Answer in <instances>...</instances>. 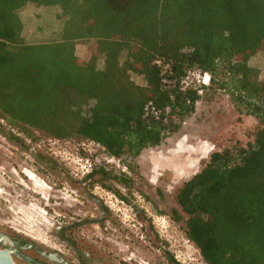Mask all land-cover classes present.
Instances as JSON below:
<instances>
[{
    "label": "trees",
    "instance_id": "trees-1",
    "mask_svg": "<svg viewBox=\"0 0 264 264\" xmlns=\"http://www.w3.org/2000/svg\"><path fill=\"white\" fill-rule=\"evenodd\" d=\"M27 5L59 9L57 40L24 41L18 11ZM80 41L95 43L100 66L76 55ZM258 53L264 0H0V120L31 139L92 142L132 171L194 112L203 88L223 91L260 127L244 146L209 152L177 188L170 219L204 264H264V77L249 65ZM187 70L209 84L182 88ZM94 175L111 176L94 167L85 177Z\"/></svg>",
    "mask_w": 264,
    "mask_h": 264
},
{
    "label": "rangeland",
    "instance_id": "rangeland-1",
    "mask_svg": "<svg viewBox=\"0 0 264 264\" xmlns=\"http://www.w3.org/2000/svg\"><path fill=\"white\" fill-rule=\"evenodd\" d=\"M18 15L26 43L59 38L57 7L27 5ZM75 52L82 59L95 55L100 66L92 41L77 42ZM249 65L264 77V53L253 56ZM259 127L256 118L239 114L223 91L203 88L180 128L161 145L143 150L129 171L92 142L40 135L31 139L0 120V243L10 246L18 238L31 243L47 258L28 253L45 264H56L58 257L76 261L62 236L82 257L98 264H168L166 252L181 264H204L182 224L170 219V211L177 209L176 190L211 150L233 143L244 146ZM94 167L113 177L123 173L129 180L123 186L111 176L85 177Z\"/></svg>",
    "mask_w": 264,
    "mask_h": 264
},
{
    "label": "flooded vegetation",
    "instance_id": "flooded-vegetation-1",
    "mask_svg": "<svg viewBox=\"0 0 264 264\" xmlns=\"http://www.w3.org/2000/svg\"><path fill=\"white\" fill-rule=\"evenodd\" d=\"M61 239L63 242H65L68 248L74 250L76 254L75 256L76 261L74 262L73 260H67L66 258L58 257L57 259H55L56 264H98V263H95L93 260H91L90 257H87V256L82 257L81 254L77 253L76 252L77 250L74 249L73 247V242L69 240L68 238H66V236H62ZM0 248L12 249L13 258L18 259L20 262L24 264H45V263L39 262L36 258H33L28 252H32L34 254H37L38 256L47 258L46 252H43L37 246L31 243H27L19 238L13 240L10 246H4L3 243H0Z\"/></svg>",
    "mask_w": 264,
    "mask_h": 264
},
{
    "label": "built area",
    "instance_id": "built-area-1",
    "mask_svg": "<svg viewBox=\"0 0 264 264\" xmlns=\"http://www.w3.org/2000/svg\"><path fill=\"white\" fill-rule=\"evenodd\" d=\"M156 64L159 65V61H156ZM209 80L210 77L207 73L200 72L199 70H187L185 74L181 77L180 83L182 85V88H188V87L196 88L202 85H208ZM145 112L146 114L147 113L152 115L157 114V112L154 110V108L151 106L150 103L146 105Z\"/></svg>",
    "mask_w": 264,
    "mask_h": 264
},
{
    "label": "water",
    "instance_id": "water-1",
    "mask_svg": "<svg viewBox=\"0 0 264 264\" xmlns=\"http://www.w3.org/2000/svg\"><path fill=\"white\" fill-rule=\"evenodd\" d=\"M12 252V249L0 248V264H16L12 258Z\"/></svg>",
    "mask_w": 264,
    "mask_h": 264
},
{
    "label": "crops",
    "instance_id": "crops-1",
    "mask_svg": "<svg viewBox=\"0 0 264 264\" xmlns=\"http://www.w3.org/2000/svg\"><path fill=\"white\" fill-rule=\"evenodd\" d=\"M31 44V43H30Z\"/></svg>",
    "mask_w": 264,
    "mask_h": 264
}]
</instances>
